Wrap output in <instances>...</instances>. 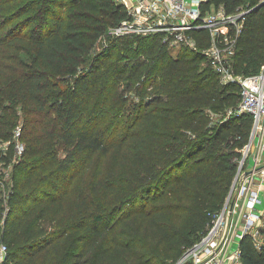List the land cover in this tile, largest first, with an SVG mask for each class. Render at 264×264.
I'll return each mask as SVG.
<instances>
[{"label":"trees","instance_id":"16d2710c","mask_svg":"<svg viewBox=\"0 0 264 264\" xmlns=\"http://www.w3.org/2000/svg\"><path fill=\"white\" fill-rule=\"evenodd\" d=\"M37 4L30 64L7 98L21 105L29 158L16 163L5 197L0 179V264H174L223 208L249 140L253 117L239 111V86L221 84L200 50L172 54L158 35L101 43L125 17L115 0ZM206 5L247 8L233 67L258 73L264 1ZM14 119L0 117V137L12 139ZM110 153L116 167L66 213L73 178ZM240 258L264 264V245L244 237Z\"/></svg>","mask_w":264,"mask_h":264},{"label":"built area","instance_id":"2783aa9c","mask_svg":"<svg viewBox=\"0 0 264 264\" xmlns=\"http://www.w3.org/2000/svg\"><path fill=\"white\" fill-rule=\"evenodd\" d=\"M209 0H115L125 8V17L110 26L101 38L128 35H158L170 48L201 51L211 62L221 84L239 86V111L250 113L253 127L241 150L237 169L223 208L206 233L184 249L174 264H242L240 241L249 236L259 250L264 245V64L256 74L236 73L233 56L248 12L239 6L227 12ZM264 0H260L262 2ZM204 43V47H200ZM15 130V154L23 153ZM5 183V182H4ZM3 184V197L6 196ZM6 245L0 244V262Z\"/></svg>","mask_w":264,"mask_h":264},{"label":"rangeland","instance_id":"374dc122","mask_svg":"<svg viewBox=\"0 0 264 264\" xmlns=\"http://www.w3.org/2000/svg\"><path fill=\"white\" fill-rule=\"evenodd\" d=\"M37 5V0H0V39H2L0 43V117L9 112L15 115L10 136L12 139L0 137V179L5 182L6 190L14 184L16 163L29 158L25 151L24 138L21 137L24 122L21 105L7 98L17 90L30 64L26 53L34 48L37 21L33 15ZM26 7H30L29 12H24ZM171 49L172 54H175L177 50ZM17 129L20 130L18 141L24 147L23 153L19 156L15 154L13 141ZM59 150L60 156L62 152L61 149ZM117 162L116 154L110 153L102 161L97 163L94 161L84 177L80 174L73 178L69 185V192L62 201L66 213L73 209L74 202L82 196L91 197V181L95 177L103 178L116 167ZM258 208H264V201L263 204L258 205ZM38 212L39 210H36V213ZM48 214H52V211ZM49 223V220L45 222L46 225Z\"/></svg>","mask_w":264,"mask_h":264}]
</instances>
